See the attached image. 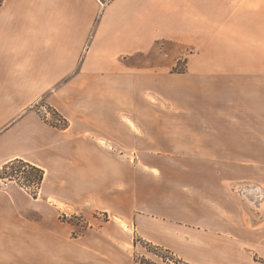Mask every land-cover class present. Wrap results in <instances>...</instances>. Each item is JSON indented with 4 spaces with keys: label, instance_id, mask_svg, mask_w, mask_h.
I'll return each mask as SVG.
<instances>
[{
    "label": "crops",
    "instance_id": "1",
    "mask_svg": "<svg viewBox=\"0 0 264 264\" xmlns=\"http://www.w3.org/2000/svg\"><path fill=\"white\" fill-rule=\"evenodd\" d=\"M115 1L6 0L0 11V165L23 160L45 172L39 199L19 187L0 190V252L25 237L27 227H48L50 211L63 203L112 212L113 219L73 239L71 226L53 214V230L45 228L53 235V264H143L135 257V236L169 249L179 264H204L206 252L187 247L200 244L193 231L251 241L264 252V212L257 216L230 196L216 168L199 172L200 185L192 186L183 169L154 164L155 157L171 155L163 149L171 134L185 137L195 130L171 123L163 104L154 115L149 101L167 91L169 74L164 56L154 57L155 24L167 31L170 46L199 51L231 38L235 14L260 17L261 8L251 0H118L116 8H129L142 21L129 28L116 20L103 25L99 47L108 43L117 51L107 62L91 59L96 33ZM255 24L257 34L242 30V39L262 47L264 21ZM138 55L145 60L136 61ZM258 55L263 59L257 69L226 72L227 87L237 78L242 85L232 99L236 104H226L225 118L212 120L219 134L225 128V136L240 141L239 150L227 145L214 156L240 157L242 173L252 170L248 178L263 184L264 52ZM47 109L68 126H53ZM246 250L257 261L259 254Z\"/></svg>",
    "mask_w": 264,
    "mask_h": 264
},
{
    "label": "rangeland",
    "instance_id": "2",
    "mask_svg": "<svg viewBox=\"0 0 264 264\" xmlns=\"http://www.w3.org/2000/svg\"><path fill=\"white\" fill-rule=\"evenodd\" d=\"M117 1L112 3L104 14L100 29L96 33V38L89 54V58L91 59L107 62L110 56L112 57L109 54H114L117 51V49L109 47L108 43L107 46L103 47L104 50L99 47L97 42L102 39L101 32L103 25L116 20L122 28H129L133 26L134 21H142L141 18L137 17V13H133V10L131 12L129 8L121 10L116 8L115 4ZM5 2L6 0H0V11ZM236 2L237 0H235V4ZM250 4L254 7H260L263 14L260 13L262 14L260 17L257 14H250L248 16L235 14L233 33L229 32L228 34L231 38L227 37L220 40L217 46L201 47L199 51L196 50L198 47L193 49V47L170 46V41L166 40L168 36L167 31L163 29L162 25L155 24L153 27L154 57L157 60L162 55L164 56L168 62L169 74L165 79L167 91L163 96L149 98V101L155 106L154 115L163 111L158 108V106H162L163 104L164 106L162 107L169 110L168 118L171 123L186 124L185 127L188 130H195V132L199 128V130L205 131L202 134L193 132L185 137L172 136L171 134L169 141L164 143L166 145L163 148L165 152L171 155L155 157L152 159L154 164L165 167L175 166L183 169L186 173L185 181L192 186L194 184L200 185L201 179L199 175L201 174L199 172L210 171L214 167L224 178L223 187L226 192L239 200L246 209H249L252 213H256L258 216L264 212V183L261 184L248 178L249 175L254 176L252 170L249 173H242V159L240 157L227 158L224 156H214L216 153L223 154L227 145H232L230 148H233V150H239L240 141L234 140L232 142L229 136H225V128L221 129L223 134H219L216 131L219 127H216L215 122L212 120L225 118L226 104H236L232 99L236 101L235 96L238 97V94H235L238 86L242 85L240 79L237 78L235 79L237 83L235 82L233 85L229 84L227 87L226 72L241 73L242 70L257 69L260 66L259 61L263 59V56L259 57L258 54L260 53L261 55L264 52V46L260 47L252 44L248 46V43H253L251 42L252 38L250 40L242 39V30H245L244 32L246 33L249 31L251 35H256L258 30L255 23L259 20L264 21V2L251 0ZM88 48L89 46L86 47V49ZM245 53L247 55H244ZM139 56L135 58L136 61L141 62V60H145V55L143 58ZM243 56L250 58L245 59ZM133 60L134 58H131V61ZM154 71L157 72V70ZM227 96H229L228 99ZM165 104H169V106H165ZM38 107H35V109ZM47 111L52 114L51 122L53 124H64L63 117L61 115V118L57 116L55 110L47 109ZM139 112L140 116L144 118L146 115L145 110ZM196 123L202 125H195ZM236 128L242 129L241 121L238 122ZM216 149L218 151H214ZM123 159L131 163H136L140 160L135 157ZM141 160L144 164L145 159ZM166 171L171 170L166 169ZM213 175L215 176V174ZM224 175H230L231 177L225 178ZM206 176L211 177L209 174ZM11 187L17 186L12 185ZM203 188L193 189V191L197 193L198 190ZM40 197L41 194L39 197L33 198L39 199ZM53 214L58 216L61 222L71 226V237L73 239L81 238L87 232H90V234L91 232H98L101 226L113 219L112 212H94L93 210L82 209L67 203H63L62 205L57 204V208L51 210L49 213L48 217L51 219V223L49 222L48 227L33 225L27 227L25 237L19 238L16 243L9 245V248L6 250H1L0 264H53V235L45 232V228L53 230ZM31 218L35 220L33 222H38L39 215L36 213ZM120 226L127 233L130 232L127 223L120 222ZM191 234L200 240V244H189L187 247L197 249L201 253L205 251L204 264H264V252L259 249L256 243L251 241L233 242L226 237H213L209 233L199 231H193ZM133 243L138 247L135 257H138L143 264H157V262L179 264L177 261L180 260L169 249L147 242L138 236L133 237ZM210 249H213L214 253H209ZM246 249H252L257 255L259 254L257 261L249 256V250ZM147 256L150 259H147ZM84 264L86 263L84 262Z\"/></svg>",
    "mask_w": 264,
    "mask_h": 264
},
{
    "label": "built area",
    "instance_id": "3",
    "mask_svg": "<svg viewBox=\"0 0 264 264\" xmlns=\"http://www.w3.org/2000/svg\"><path fill=\"white\" fill-rule=\"evenodd\" d=\"M21 174L18 169L6 167V164L0 165V190L6 191L12 185H16L32 197H39L41 194L40 187L36 184L25 182Z\"/></svg>",
    "mask_w": 264,
    "mask_h": 264
},
{
    "label": "trees",
    "instance_id": "4",
    "mask_svg": "<svg viewBox=\"0 0 264 264\" xmlns=\"http://www.w3.org/2000/svg\"><path fill=\"white\" fill-rule=\"evenodd\" d=\"M0 6H1V3H0ZM55 114L60 117V115L57 114V112H55ZM53 126L64 129L68 126V122L64 120V124H61V125L53 124ZM6 167H10L12 169H18V171L22 173L21 176L25 180V182H28L29 184H36L39 187H41L44 177H45V172L41 168L33 166L23 160L11 161L6 164ZM177 262L180 263V261H177Z\"/></svg>",
    "mask_w": 264,
    "mask_h": 264
}]
</instances>
